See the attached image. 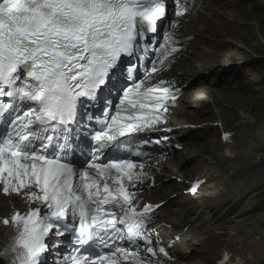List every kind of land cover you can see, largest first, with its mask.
Here are the masks:
<instances>
[{
    "label": "snow or ice",
    "instance_id": "1",
    "mask_svg": "<svg viewBox=\"0 0 264 264\" xmlns=\"http://www.w3.org/2000/svg\"><path fill=\"white\" fill-rule=\"evenodd\" d=\"M186 12L180 6L175 15ZM166 15L163 0H0V186L29 205L0 221L15 233L0 247L3 264H45L46 241L65 235L75 244L64 264H152L138 247L118 246L123 241L143 240L147 253L168 256L151 246L154 206L135 203L137 185L149 178L145 164L105 155L120 152L122 138L166 124L179 97L174 82L151 81L157 62L162 67L178 51L171 32L153 49L157 62L144 78L111 81L145 27L155 33ZM110 83L115 103L111 92L101 95ZM153 142L160 141L142 139L141 147ZM95 245L109 251L94 252ZM222 260L237 264L235 256Z\"/></svg>",
    "mask_w": 264,
    "mask_h": 264
},
{
    "label": "bare ground",
    "instance_id": "2",
    "mask_svg": "<svg viewBox=\"0 0 264 264\" xmlns=\"http://www.w3.org/2000/svg\"><path fill=\"white\" fill-rule=\"evenodd\" d=\"M218 2H220V4H226L225 6L227 7L226 1L219 0L213 2V6H215L214 4L220 5ZM255 43L256 42L251 41V44ZM212 68L213 65L205 66V68H183L184 70L182 71V75L186 78L185 81H188L191 85L195 86L199 84V79L201 77L207 81L211 79V76L206 75L205 71L211 70ZM205 88L216 93V90L211 89L209 86H205ZM235 92L236 91L233 90L230 93L228 90L225 91L227 96L234 95ZM195 97H197V100H199L200 96H197L194 92L193 100ZM218 99H220L219 96H217L215 101L218 102ZM229 133L232 134L230 140H222L223 151L211 158L212 161L208 167L209 173L212 176L218 174L223 175L227 178L228 182L235 179L242 181L246 178L248 183L245 189L255 187L256 177L261 175V177L257 180V183L264 185V120L243 118ZM254 141H256V143H254ZM227 147H230L232 152L235 153L234 156H231L227 153ZM168 166L169 164L166 165V167ZM238 195H240V193H236L235 190H229L228 192L219 195L216 198L208 200L204 205L201 206L213 208L219 204H222L227 199L236 197ZM11 203L12 200L10 198L2 197L0 194V215L5 211L11 210V207L9 206ZM197 204L198 203L193 201V203L190 204L189 209L179 213L178 216H188L187 220L193 221V214H195L201 207ZM192 211L194 212L191 213ZM200 219L201 214L194 219L195 225L193 230L199 227H201L200 231L206 229V226L203 223H199ZM263 220L264 216L261 215L253 220L246 219L241 221L235 226L233 234L228 240L229 243L233 244L235 251L247 258L246 264H259L264 260V251L262 252L264 249V234L262 236L255 237L253 233L254 230L259 228ZM182 222L187 223L185 220H182ZM174 228H179V223L174 221ZM178 232H180L179 229L175 230V234ZM0 240L3 243L4 237L1 229Z\"/></svg>",
    "mask_w": 264,
    "mask_h": 264
},
{
    "label": "rangeland",
    "instance_id": "3",
    "mask_svg": "<svg viewBox=\"0 0 264 264\" xmlns=\"http://www.w3.org/2000/svg\"><path fill=\"white\" fill-rule=\"evenodd\" d=\"M238 1L239 0H234L233 3ZM240 4L241 5L237 6V14L239 16H250L253 24L250 25L248 32L254 35V38L251 41L256 43L251 44L252 47L245 46L246 48H243L239 44L228 42L226 36V39L223 41L224 45L218 52V54L221 55L220 53L228 45H233L239 49H243L244 51L236 52V54L231 51L227 52V54L231 55L232 59L239 60L240 63H242L241 65L244 67V74L239 78V82L241 91H244L245 94L244 97L236 98V102L238 105H240V109L237 108L233 112H227V116L234 117L236 120L233 122V120H231L232 118H229L230 123L227 126L228 129L231 130L243 118L255 120L264 119V0H240ZM234 25L236 26V24ZM233 30L237 31L235 28H233ZM257 42H259V44ZM218 65L219 64L217 63V68ZM253 91L257 92V97L252 95ZM254 99L257 100V105L252 107ZM187 116L190 118V120L196 122H212L216 119L214 114L205 112H190ZM198 117H202V120H198ZM192 137H197L198 141L196 142L197 145H195L193 149H190L187 154L188 163L186 165L191 163L187 166V168H185L187 176L195 175L206 168L209 159H205L204 157L212 156L214 153L222 152L221 133L219 132V128H216L215 131L214 128H205L203 130L196 131L194 134H192ZM198 151L203 152L204 157L199 156L195 159L192 158V155L196 154ZM197 159H199V161H197ZM182 187L183 185L179 186L177 190H180ZM177 200L184 201L185 208L188 207L189 198L186 195H181ZM244 218L250 219V216H246ZM228 220L229 219L225 220L223 224L219 225V227L227 224L226 221ZM235 224L236 220H232V224L229 225V228L233 227ZM208 255L210 256L208 260L211 264H214L215 259L211 261L212 254L209 253Z\"/></svg>",
    "mask_w": 264,
    "mask_h": 264
}]
</instances>
